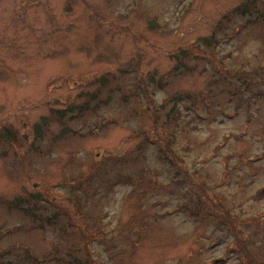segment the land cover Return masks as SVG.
I'll use <instances>...</instances> for the list:
<instances>
[{
	"label": "rangeland",
	"instance_id": "obj_1",
	"mask_svg": "<svg viewBox=\"0 0 264 264\" xmlns=\"http://www.w3.org/2000/svg\"><path fill=\"white\" fill-rule=\"evenodd\" d=\"M194 43L209 54L200 71L172 76L174 69L197 63L186 53ZM137 66L142 82L147 85L146 77L155 86L157 105L165 102L170 109L172 96L188 93L184 99L190 101L192 93L204 91L211 117L200 122L186 114L187 103L180 104L183 132L170 149L173 160L183 159L176 171L160 158L157 145H139L141 171L125 169L137 170L138 181L116 185L113 179V192L99 207L110 213L105 226L119 231L122 247L112 259L105 245L95 244L90 258L95 264H243L244 253L230 244L236 230L257 243L252 255L264 264V0H0V130L16 136L17 146L35 149L0 141V263L20 261L18 246L42 257L54 247L80 244L41 230L8 202L38 192L69 206L67 197L79 199L99 186V179H84L112 168V158L136 147L137 132L151 133L148 115L133 117L118 99L97 116L49 120L51 111L71 105L77 113L83 103L77 96L92 80L107 72L118 78L119 70ZM115 76L101 77L100 84L116 88ZM123 81L118 84L125 87ZM234 90L238 94L229 100ZM43 122L49 124L39 130ZM191 195L207 204L191 201ZM146 218L138 237L133 229Z\"/></svg>",
	"mask_w": 264,
	"mask_h": 264
},
{
	"label": "trees",
	"instance_id": "obj_2",
	"mask_svg": "<svg viewBox=\"0 0 264 264\" xmlns=\"http://www.w3.org/2000/svg\"><path fill=\"white\" fill-rule=\"evenodd\" d=\"M157 28H161V26L158 25ZM212 41V39L207 40V45L210 46L209 48H213ZM186 53L192 54L197 60V63L194 67L180 66L174 69L172 71V76L178 77L182 74L187 75L195 71L199 72L200 70L198 69V65L203 60L207 59L209 55L205 54L199 47V45L196 43L189 46ZM222 65L224 64L222 63ZM137 68L138 66L136 67V69H125L130 70V72H127L125 70H119L121 74L118 72V78L117 76H115L114 73L110 72H107L106 75L101 76H115L117 79V86L114 89L107 87V82L105 84H100L102 80L101 77L89 82L87 91H82L77 96L79 97V100L83 101L82 105L78 108L77 113H73L74 110H76L74 105H71V107L68 109H64L63 112L51 111L49 120L56 116V119L58 121L63 120L65 122H69L74 119H81V117L83 116H97L98 111L102 107L108 105L111 100L118 99L120 103H126L129 107L132 108L133 117L137 118L139 116L143 117L144 115H148L146 117L151 119L152 121V131L149 129L151 131V133L149 134H147L146 129L137 132L136 134L139 135L138 142L135 146H138V148L133 146L127 154L121 155L117 158H112V168L109 169L107 167H103L98 172L95 171L91 178H87V180L84 179L86 183H93L95 182V180L98 181L99 179V186H97V188H90V191H85L84 196L80 197L79 199H72L71 197H67V201L64 204L69 206H64L61 205L62 203L60 204L58 202H55L54 198H51L48 193L38 192L31 193L28 195L27 198H24L22 200L19 199L18 203L8 202V206L10 208L21 207V212L24 213L25 218L30 221H33L36 225H39V228L41 230L45 231L52 229L53 231H57L63 238H77L80 241V244H78L77 241H74L77 243L76 245L72 244L74 243L72 242L71 245H68L64 248L54 247L42 257L32 254L28 247L23 250L21 246H18L16 247V251L21 253V260L16 262V264H51L59 259H62L63 261H58L56 264H95L96 262L90 258L91 254H89V251L95 244L105 245V251L109 254V257L112 259L117 258L115 253V251L117 250V246L122 247V243L119 240V231H117V229L115 228L109 229L107 231L106 226L111 224L108 222V220H111V215L106 210L102 211L101 209L100 211L99 208L101 204L102 206H104L105 202L103 201V199L105 197H108V195L113 192V179L116 180V185L121 183L131 184L135 180L138 181L140 175H135L137 173V170L134 174H131L127 173L125 169L128 167L137 166L139 162L143 159L142 154L144 153V151H141L143 148L139 149V145L141 143H144L145 146L157 145L156 148H160V158H162L164 161H167L170 166L172 165L171 169H173L175 166H179L178 162L183 160L182 157H179L177 155L176 159H178V161L173 160L172 158L174 156V152H171L170 149L173 145H176L179 140L178 132H183V129L179 128L181 124H178V118L180 117V113H183V111L179 108L180 104L187 103L186 108L189 111L186 112V114L191 113V118H198V121H202L205 118L209 119L211 117V115L208 113V110L211 108V105L207 103V101H205L203 96L204 91L200 93H192L195 95V97L192 96L190 101H185L184 99L185 97L191 96V94L188 93H179L175 96H172V99L169 100L172 103L170 109L167 108L165 102L160 105H157L152 97L153 92L156 90L155 86L153 87V85L147 80V78L144 77L147 84L145 85L141 79L143 78L142 76L144 74H141L140 70H138ZM126 78L130 80H126ZM122 79H125V81H123L125 87L118 84V82L122 81ZM124 92H127V94L125 95ZM138 94H141L142 96L140 97ZM237 94V90H234L231 94L227 95L228 99L231 100L232 98L237 96ZM128 96H131V98L133 99L130 101ZM251 105L252 103H245L244 107L250 109ZM220 119H222V116H220ZM46 120L47 118H45V121ZM250 123H252L251 118L247 119L246 125ZM44 124L49 123L43 122L42 124H39V130L41 127H43ZM159 129L160 131L158 133ZM67 132H70V130H63V133ZM73 133L77 134L78 131L73 130ZM39 137L40 132L37 133V138ZM34 140L37 139L34 138ZM34 140H32L33 143ZM0 141H7L12 145L14 144L16 147H18L19 150H21V148L25 149L26 152H29L30 150H35L32 144H26V146H17V137L7 130H0ZM164 145L165 148L163 147ZM131 155H137L138 158H130ZM177 169L178 168L176 167L174 168L175 171ZM139 171H141V168L139 169ZM179 171H183V169L180 168ZM112 172L113 174H111ZM183 172L185 173V175H187L185 171ZM103 177L105 179L102 180L101 186L103 189H107V192L105 194L102 191L100 192V180ZM151 178L154 179L153 177ZM103 186H105V188ZM263 193L264 191L262 189L259 194ZM82 198L84 199V202H82ZM190 199L191 201H193L194 199H198L203 204H207L206 201H203L204 198L202 196L191 195ZM182 207L184 210H188V203L184 204ZM99 212H104L105 217H103V215H98ZM105 220L107 222L106 226ZM148 222L149 220L147 218L142 219L140 221L139 227L136 226L135 229H133V233L136 236L140 237L141 234L144 232L146 228L145 226H147ZM231 233L234 234V241L230 244L233 247L236 246V249L241 253L240 256H242V253H244V257H246L245 263L243 262V264H259V262H257L255 258H253L251 251L253 249L256 250L257 248H259V246H257V243L246 241L243 238V235L245 234L236 230L232 231ZM223 235L225 236L226 234H224V232L221 233L220 238H222ZM249 236L250 239H252L251 235ZM106 237H113L114 241L106 240ZM20 249L21 251H19ZM74 249L78 251H74ZM64 251L66 252V254L63 253ZM77 252L82 253L83 255L81 256ZM59 255H64V257L66 256V258H61L59 257ZM8 262L9 263L7 264H15V262L13 263L12 261Z\"/></svg>",
	"mask_w": 264,
	"mask_h": 264
},
{
	"label": "water",
	"instance_id": "obj_3",
	"mask_svg": "<svg viewBox=\"0 0 264 264\" xmlns=\"http://www.w3.org/2000/svg\"><path fill=\"white\" fill-rule=\"evenodd\" d=\"M26 140H27V137H26ZM34 187H37V184H35Z\"/></svg>",
	"mask_w": 264,
	"mask_h": 264
}]
</instances>
